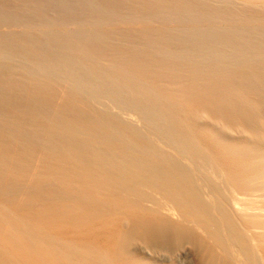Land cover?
I'll list each match as a JSON object with an SVG mask.
<instances>
[{"label": "bare ground", "instance_id": "bare-ground-1", "mask_svg": "<svg viewBox=\"0 0 264 264\" xmlns=\"http://www.w3.org/2000/svg\"><path fill=\"white\" fill-rule=\"evenodd\" d=\"M21 1H24L25 4V0H21ZM88 1L90 0H32L31 4L36 3L35 5H37V7L33 5L36 7L35 8L36 10H34L32 7L29 9V11L33 9L32 11H35V13L33 14L31 12L32 13L31 15L29 16L27 15L28 18L24 14L19 15L20 13L18 14L17 12H16L17 14L11 15L13 10L12 11L10 10L11 13L9 14L7 10L10 9L11 5H7L9 9L8 8L6 9L5 4L9 2L7 3L5 2L3 3L4 5L2 4L3 7L0 6L1 8H3V10H0V20L3 19L2 22L4 20L7 21L10 20L9 22L11 21L13 22L15 20L20 21L21 19V21H23L22 19H24L23 18L24 16L26 17L24 20L28 19L29 22L31 21L29 19H32L33 22L34 19L35 20L38 19V21L45 19L53 20L55 16L54 11L58 10V9L54 10V8L55 6L56 7L59 6V7H67L69 9V15L61 14L59 13L60 11H58L59 14L56 13V15H58L59 17L57 18L61 17L62 18L61 20L65 19L66 21L67 18H70V16H72L70 18V21L73 19L72 21H75L76 23L77 20L80 21L81 14H79L80 12H78V10L75 11L74 8L80 9L79 7H83L85 5L84 3ZM91 1L90 3H92ZM105 1H107L106 3L110 2L111 4L114 3L115 1L117 2V0H113L114 2H111L112 0L110 1L105 0ZM175 1L181 2V3L179 2L180 7L179 5H177V8L173 9V7L169 6L171 8L169 13L171 12V17H175L176 19L184 20L183 15L185 14L187 15L189 13L193 15L197 13L200 16L202 14L201 13L202 10L206 13L208 10V13H211L209 12L211 8L210 10L209 9L205 10L203 8V5L201 4H199V6H202V10L200 9L199 6L196 5L197 7H199L198 9L201 10L200 12L198 11V9L197 11L193 10V8L190 9L191 8L190 4L192 3H189L188 2L189 0H174L173 2L171 0L169 2L175 4L176 3ZM28 2L30 3V1L27 0L26 3L28 4ZM99 2H97L98 5L95 4L96 5L95 7L94 3L96 2L93 1V5H90L93 7L92 10L90 9V7H89L90 10L87 9L88 7L87 8L85 7V9L89 10L90 13L91 12L93 13L91 14L93 15L92 19L94 20L95 23L103 24L104 21L103 15H104V10L106 8L104 9L100 8L102 7V5H99ZM131 2L132 5L135 2H136L135 4L138 3L137 0L136 1L134 0V3L133 0H131ZM102 3L104 4L103 1ZM197 3H201V2L198 1ZM21 4L24 5L23 2ZM27 4L25 5L27 6ZM87 4L85 6H87ZM111 4L110 6L113 9V7H115L116 5L114 4L115 6H112L113 4L112 5ZM187 4H189V6H185ZM193 4L194 5L192 6L195 8L196 2ZM13 5L14 4H12L11 9L15 8L13 7ZM175 5L172 6H174L175 8L176 7ZM205 5L204 7L207 6ZM183 6L190 8L186 9V12L184 11L185 12L184 13L181 10ZM27 7H29V4ZM38 7H40V9H38ZM43 7H45L46 10L45 9L41 10ZM178 7L180 8L181 12L178 10L179 9ZM121 8L119 5L117 11L118 13H120L119 9ZM219 8L220 6L219 7L217 6L215 12L219 11L220 10ZM114 9L113 11H115ZM139 10L140 11L138 10L137 11L142 12L140 8ZM221 10L219 11V15L222 12ZM65 11L67 13V10ZM147 11L149 12V10ZM147 11L145 13H147ZM211 11L214 12V8H212ZM5 12H7L8 14H6ZM166 12L168 13V11H165V13ZM213 12L212 14H215ZM52 13H54L53 14L54 16L52 15ZM225 13L223 11L222 15L223 14L226 15L225 17L228 18L227 16L228 11L226 10ZM229 13L232 15V12ZM149 17L150 14L148 18ZM232 18L233 16L230 17L231 20ZM49 20L47 21L49 22ZM97 25L99 26V24ZM262 30H264V28L260 30L262 33L259 30L255 31V33L258 31L260 32L257 34L259 36L258 37L256 36L255 38L260 37V39L262 38L261 40L264 41L263 39L264 37H262L264 36V32ZM89 31L84 33L78 31L81 39H83L81 41H85L87 43L89 42V44H92L93 42L96 43V41H98V43L103 44L104 39L98 36L99 34L97 35V33H95L96 35H92L93 33ZM169 31L170 30H168V32L166 31L165 33H168L170 36L171 32L169 33ZM251 31L253 33V30ZM246 32L248 31L246 30ZM48 33L46 35H48ZM182 33L181 34L175 33L176 35L173 34L174 36H170V37L167 34H165L169 38L167 36L166 38H164L165 36H163L162 33L161 35L163 36V38L161 35L157 36V34L155 33L156 36H154L155 34L153 35V38L155 39H153L152 42L153 45L155 44L156 46L154 45V47H151L154 50L152 52V54L154 53L153 56L157 57L158 55L160 59L162 57L165 59L172 57L175 60H179L177 61V64L178 62H180V66L184 65L181 64V60L183 59L186 62L190 61L191 64H193L194 62V66L195 63L196 66L200 65L199 66L200 68H197L200 72L202 71V68L207 67L209 69V67L212 66L210 67L212 69L211 70L209 69L210 71L205 68L206 71L203 70L202 75H200L201 73L199 71H194V73L196 74V72H199L200 74H198V76L203 77L204 73L208 72L211 75H209L208 73L207 75L210 76L211 78V76H214V74L223 72L224 74L222 73L223 74V75L221 74L222 76L217 74V78L218 75L220 76L218 81L220 83V86L226 84L225 82H227L228 80V79H224L229 74L227 73L226 74L227 76L225 77V72H224L226 70L225 67L227 66L230 67L232 63L231 67L232 68L234 66L235 67L234 69H232L233 71L232 70L230 71H232V73L235 72L234 75H236L237 70L235 68L238 66L236 60L238 61V59H240L241 57H247L244 58L245 61L253 60L257 62L258 59L260 60L262 57L260 54H264L261 51L262 49H264L261 47L264 46L263 45L261 46L260 43H258V39H252L253 41L255 40V42L257 40L256 44L254 43L256 46H253V48H249L246 46L249 45L250 43V46L252 47L251 43H253V41L250 42L251 40H247V39H251L250 35L252 33L250 32H248L249 34L243 33L241 30L237 28V26L236 27L232 26V29H229L227 31L221 29L219 30L217 28L216 29L212 28L211 31L208 30V32L206 30L201 29L200 27L191 28L188 26ZM255 33H253L254 36ZM18 34H20V32ZM18 34L17 35L15 34L14 36L12 35V37L15 39L13 43L9 41L5 43L7 39L5 40V42L1 40L4 39L2 38V36L4 37V35L0 33V36L2 35L0 38V264H192L191 262L192 260L195 261V263L193 264H264V199L261 198V196H264L262 195L264 193L263 191L264 190V139L262 138L261 140L260 138V136H262L264 132V125L259 127L260 120L262 121V119L264 118L263 117L259 118L260 119V120L258 119L259 121L257 120V118L256 119L252 118L254 121L257 120L255 122L252 121V119L250 118V115L254 114L253 112L256 111L255 114L257 113L259 107L256 109L254 108V106H258L259 103L258 99L261 98L263 101L264 97L256 98L257 101H255L254 99L255 97L250 98V101L251 99L254 100L251 102L257 104V105L254 104L253 106L251 105L253 103H251L248 100V102H250L249 106H251V110L252 109L255 110V111L252 110V113H249L250 110L245 109L247 108L246 107L247 105L246 106L241 105L244 104L242 102H245V100L244 101L241 100L242 102H239L238 99L240 98L238 97H237L238 99L236 100L238 102H235L234 100L232 101L233 98L229 100L224 98L223 95L218 96L217 94H215L216 95L215 96L214 95L215 92L214 93L212 92L213 94L210 93L209 91L210 88L204 90V88L200 86L203 88L204 91H207L206 93L209 95L207 96L206 93L204 94L201 88L200 89L201 93L200 91L198 92L199 94H204L201 97L197 93V90H199L198 88L195 89L196 91L193 90L195 87H197V86L194 87L195 82L193 81L196 78H198L195 77L197 75L195 74H194L195 76L192 75L195 79H193L192 77V82L190 81L189 83L188 80L191 78V76L189 77L187 76L186 73H184L186 72L185 70H187L185 66L184 67L182 66L185 69L183 74H186L185 75L186 79L187 77L188 79L187 80L183 79V80L187 82L183 80L181 83L179 82L181 86L186 85L184 86V88L187 87L185 94H184L185 89L183 88V86L181 87L179 84H178L179 86L174 84L177 91H180L178 90L177 86L184 89V90L181 89V97L176 96V95H180V93H178L175 90L173 85L168 84L169 82H167L171 79L172 81L170 82H174L175 80H173V77L171 79L170 77L168 78L166 77L163 79L160 76L159 82L163 80L162 82H166L167 85L165 86V84L162 82L161 83L164 84L163 86L162 84L161 85L158 84L159 85L158 88L156 87L158 89L157 90L158 92L162 91V89H166V87L167 89L168 88L170 89L171 86L174 89L173 91L174 94L173 92L171 93L173 89L172 90L168 89L169 91L166 89L167 92H170L169 96L165 95L166 93H162L163 94L162 96L165 95V98L167 97V100H169L168 98H171L170 97L171 94L173 97L176 96L177 98L178 97L182 98V95H186L187 93H189L186 96H184L183 99L188 98L189 100V98L191 97L190 98V100H192L191 104H193L194 99L192 98V96H190L194 94L193 91L197 93L198 96H200L198 97L199 98L198 99L196 94L193 95V97H196L198 99V103L201 102L199 103V108H196L194 106L195 109H198V110L194 109L193 112L195 114L198 111L197 112L198 114L196 113L197 117L196 115H193L192 117L190 115L188 116H190L192 120L196 117V119H194L195 120L194 122H197V124L195 125V128L196 126L197 128L196 129L194 128V130L198 131V133L201 132V134H203V132L206 130L208 131L210 130V132L214 134V135L212 134L213 136L215 135L217 136V138L214 137L212 139L211 138L212 135H211L210 138L212 140H214L215 138L216 140L218 139V142L217 141L215 142V140L214 141L211 140L216 144L212 143V145H210V147L208 148L197 147V145L195 146L191 142L193 139L191 141L189 140L190 142L186 140L187 138L186 134H185L186 137L185 136L184 138L181 137L182 136L181 134H183L182 130L185 127H188L185 126L184 128H182V130L180 129L181 131L179 132L180 135L179 140L173 139V137L171 138L170 134H169L170 136L167 135L168 132H165V134L163 133L164 136L162 135L161 137L165 138L166 140L165 144H167L168 146V149L163 153L161 150H159L163 146L159 148L161 144H157L158 143L157 141L154 142H157L155 144L159 145L157 146L159 149L156 147V145L154 146V144L151 143L153 141L150 142L147 139H144L146 137L142 135L143 134L142 132H144V130L142 131V129H139L136 126L137 129H139L140 131V133H138L136 129L134 130V128L130 127L131 125L129 126L130 122L125 123V121L121 120L118 117V113L120 111L118 112V110L115 109L117 111L116 113L117 116H116L115 112L104 111V109L103 111H100L101 110L100 108L94 106V108L95 107L98 108V109L95 108L97 110L96 111L92 107L93 103L90 104V106L94 111H92L91 108H88L89 106L87 105L86 100L88 99L89 102L90 101L89 97L90 99L94 97L100 98L101 96L100 93L103 92L102 89L100 90V87L105 88L103 89L104 91L107 90L106 92L111 93V100L109 101L110 97L108 95L109 99H106V101L108 100L109 103L112 102L113 104H109V105L112 106L115 105L117 109L118 107H120L119 109L121 108L128 109L129 107L134 108L135 105L132 104L134 103V100L135 99L138 100L139 98L140 100H143L144 95L142 94L143 95V96L141 95L142 97L139 98L137 97L138 99L136 98V96H134L135 98L133 102H130V99H127L125 96L126 100L129 101L128 102L124 98H122V95L120 94L123 92L125 93L126 91H118V89H114L112 86L114 85V82L111 83L109 79L100 76H99L100 78L95 76L94 78L91 79V77L88 76L89 74L88 72H91V70H89L88 65H86L88 70L85 67L86 70L80 68L81 71H79L78 67H80L82 64L81 65L79 64L80 66L77 64L78 65L77 67L76 63L71 62L72 58L71 60L69 58L72 56V53L76 52V54L74 55L81 56L82 53H84L86 50L89 51L88 48H86L85 51L83 50V52L79 51L80 49L78 48L79 47L78 43L81 42L78 41L80 38L78 39V41H75L76 43L78 42L77 43L78 47H77L76 44L74 43L72 44V46H70V42L67 43L64 37L62 38L65 40L66 43L63 42V40L60 38L56 39L55 35L53 36V38L51 37L53 40H50L51 38L49 37L50 38V39L48 38L49 41L42 39L41 41H35L32 39L30 34H27L25 32L20 35ZM42 34H41V38L44 37L45 35L44 34L42 36ZM253 34L251 35L252 37ZM79 35L75 36L74 34L75 38L76 37L78 38ZM150 35L151 34H149V37L151 38ZM44 39H46V37ZM137 39L139 38L137 37ZM163 39H168L170 41L173 40L175 42L173 44L175 45L174 48L171 47L173 45L166 46L165 43H167V41ZM162 40L165 42H163ZM236 40L238 42L240 40H243V42L245 41L246 43L245 46L248 49L245 46H243V42L240 41V43H242L240 45V43H238ZM232 41H236V43L235 42L232 43ZM87 43H85L86 44L85 46L88 45ZM257 43L259 45H257ZM80 45L82 46L84 44L81 43ZM126 45L124 46L127 47ZM144 45H142V47L139 49L144 48L143 47ZM28 46L32 49L34 53H31L28 50L29 48L27 49ZM89 46L91 47V45ZM119 47L121 48V46ZM123 48H121V50ZM151 48L149 47L150 50ZM82 49L83 48H81V50ZM71 50L73 52L71 53V56H69L70 54L68 53V51ZM123 50L124 52H126L129 49L125 48ZM77 51H79V54L81 55L77 54L78 53ZM129 51H127L126 53L132 54V51L131 53ZM146 51L148 52V48ZM145 52L144 55L145 56L148 55L145 54ZM209 52L212 55H209ZM88 54L92 55L93 53L89 52ZM132 55L134 56L136 54L134 53ZM87 56L84 55L82 59L80 57L79 58L80 60H83ZM256 56L258 57L261 56V57L258 58ZM248 57H250V59H248ZM88 59L90 58L88 57ZM91 60H93V58H91ZM154 60L155 58L153 59V61ZM262 60L263 59H261V62L263 64ZM19 61L21 62V64ZM240 61L242 64L243 60ZM137 62L135 64H137ZM171 62H173V60H171ZM261 62H258V64L260 65ZM233 63L236 64L233 65ZM92 64H95V62H92ZM161 64H163V62H161ZM97 65L98 64H95V66ZM174 65L172 66L174 67ZM201 65H203L204 67L202 66L201 68ZM138 66L141 67L140 64ZM240 66H238L237 69ZM90 67L93 70L95 69V67L94 68H92V66ZM100 67L102 66L99 65L98 69H100ZM219 67H221L222 68L221 70L223 71L221 70L219 71L220 69ZM116 68L120 70L123 67L122 68L116 67ZM242 68L243 67H241L240 69ZM114 70L116 71V69ZM139 70L141 73L142 71L141 68ZM178 70L177 72H181V70L180 71ZM97 71L98 70H96V72ZM120 71L123 72L122 70ZM120 71L118 72L121 74ZM244 71L241 72V74L244 73ZM63 72H65L64 75L67 74L69 80L66 79L67 78L66 76L62 75ZM170 72L171 71L167 73ZM115 73L118 74L117 72ZM148 73L149 72H147V75ZM181 73L179 76H181ZM247 73L248 72L246 71V74ZM89 75L91 76V74ZM124 75L126 74L124 73ZM124 75L121 74L120 76H122V78L128 77ZM134 75L132 74V76ZM154 75H149L148 78H150L151 76L154 77ZM234 75L232 74V76ZM63 76L64 78L66 77L65 78L66 81L64 80L62 81V83L64 82L63 83L64 86L66 83L71 84L73 82V84H71L72 86H70L72 89L66 84L67 86L66 88L61 87L60 90H58V87H60L61 85L63 86V84L61 83ZM238 76L240 75L235 76L233 80L236 79L241 81L242 76H240V79L238 78ZM245 76L246 75L244 74V77ZM249 76L251 77L252 74L251 75L249 74L248 77ZM41 77L42 78L45 77L43 78L45 80H47L48 78V80L47 81L43 80L44 81L43 82L41 79H39ZM152 77L150 80L148 78L147 79L151 82L152 79L156 78V77L154 78ZM181 77L183 78V75ZM221 77L222 78L224 77L223 78L224 81L223 79L221 80ZM248 77L247 79L249 80H246V78H242L243 79L242 82L246 81L245 84L243 83L244 84L243 87L247 84V81L252 80V82L248 84L249 86L246 85L251 88L248 89L246 86L245 87L247 89V92H251L248 90H252L254 93V90L258 88V86H255L256 84L254 85L253 82L254 80ZM258 77L259 76L256 77V80L260 78ZM59 78L60 80L58 81ZM128 78H127L128 80H131L130 76ZM203 78L199 77V79H197L196 82L199 83L201 79L203 80ZM210 78H204V82L205 79H207L206 81H208L209 79V81L211 82L212 78L211 79ZM134 79L136 81V78H133V80ZM50 80L55 82L57 81V83L59 82L60 83V84L58 83L59 86H56L57 87L56 88L52 83L53 84L52 87ZM111 80L115 82L117 81L115 85L117 86L119 84L117 87L119 88L121 82L120 78H119L120 81L118 79L116 80V78H113ZM198 80L200 81L198 82ZM217 80L218 79L214 80V83L217 84L218 87H220L219 83L215 82ZM220 80L223 81L224 84H222ZM70 81L72 82L70 83ZM131 82L134 83V81ZM131 82L129 81V83ZM153 82L159 83L157 80L154 79V81H152L150 84L152 85ZM49 83L51 86H49ZM157 83L154 86H156ZM235 83H233V85L235 86L231 87V89H236L237 87V89L239 90V88H242L244 93L245 88H243L242 86L241 87L239 86L238 88L237 85L239 83L238 84ZM241 83L240 85H242ZM121 84L123 83L121 82ZM227 84L225 85L226 87H228L229 85L231 86V84L228 85ZM251 84H253L255 88L252 87ZM191 85L193 86V88L191 87ZM126 86H128L129 90H131L130 89L131 87H129V85ZM189 86L192 88V90L188 89L190 88ZM132 87H133L132 91H135L137 94L141 93L140 91L137 92V90H135L136 85L135 87L134 86ZM159 87L161 88L163 87V88L159 91ZM221 87L223 88V86ZM52 88L57 89L58 90L57 93H59V91L60 93L61 91H63L62 96L64 97V101L61 99L63 97H61L60 93L56 95L55 91L57 90H52ZM63 88H65V90H62ZM66 89L67 92H69V94L65 92ZM228 89L226 90V93L227 91L228 92L233 91L230 90V87ZM125 90H127V88ZM187 90L192 92V94H190V92H187ZM52 91L55 92V95L54 92L52 93L54 98L55 96L58 95H60L59 97H61L60 100L57 99L58 98L57 97L56 98L57 101L55 100L56 102H58L59 100L62 103L68 100L69 103L67 102V105L63 103L65 106H62L59 103H58L59 105H57V103L54 101L51 95ZM257 91L258 90L256 89L255 93ZM175 92L178 94H175ZM63 94L64 95L66 94V97L67 95L69 96L66 98ZM240 94H242V91ZM246 94L247 96H249L248 95L249 93ZM155 95L157 96V94ZM211 95L212 97L214 96L213 98L215 99V101L213 98H211ZM103 96H101L100 102L102 101ZM217 96L221 98L217 99ZM227 96H228L227 98H229L230 95ZM253 96H257V94H254ZM108 97L105 96L104 98H108ZM165 98L164 100H166ZM175 98H171L169 100V101L172 100L173 106L169 105L170 107H168V105L165 104L167 105L168 109L171 107L174 108L175 106L174 104L177 105L178 100L180 98L179 99L176 98L177 102L173 103L175 102L173 101L175 100ZM183 99H180V103L178 104L179 106L181 104V100L184 101ZM197 99H195V102ZM212 99L213 102L215 103L211 101ZM149 100L151 101V103L153 102L152 99L148 98V101ZM207 100L211 102L209 101L206 102ZM108 101L105 104L103 103V105L106 106ZM169 101H166V103H168ZM216 102L217 105L218 104L219 105L218 106L215 105V106L217 107L221 106L227 109L225 110L227 113L226 114L225 112H221L223 109L219 107L221 110L220 113H222L221 114L222 117H224L223 115L224 113L225 115L229 116V117L228 116L225 117L234 119V123L231 126L233 120L231 122V119H226L228 120V123L230 124L229 125L226 123L227 121L224 122L225 117L223 118L224 119L223 120L220 117V115L217 114L215 115V117L219 116L221 118L219 119V121L223 120V124L226 123L225 125H229V128L228 126L226 127L224 125L226 128L230 129L233 133L235 132L233 130L239 128V133H236L237 135L239 134L238 138L242 137L240 135L243 132H241L240 134V131H246L252 137L251 138L247 137L249 139H247L246 141H245L246 138L243 137L244 141L241 142L239 141V143H236L237 140L234 141L235 140V138H233L234 136L232 137L226 136L225 138V136H223L225 134L223 135L219 134L222 131L223 125L221 124L215 125L216 122L214 121H216V119H214L213 121L214 123L213 122L212 123L214 127L219 126L220 127L219 129L221 131L220 130L217 131L218 130L217 127H216L217 130L214 127L213 129L211 125V121L213 119L210 118V116H212L210 114L213 113L212 108L210 111L208 110L210 107L202 108V103L204 105V103L216 104ZM156 103L157 102H155V104ZM187 103L189 104V102ZM149 104L150 103L143 100L140 108L138 107L136 108L139 109L140 115H142L143 118L148 121L147 123H150L151 125L150 127L152 129H156L159 127L158 124H160L157 121L159 116V115L157 116V114H159V112L156 114V112H154V110L149 106ZM210 104L209 105L205 104V106L206 105L210 106ZM78 105H80L81 109L78 108L79 107ZM109 105L107 106L108 108H110ZM181 105H183V103ZM186 105L187 104L185 103L184 106ZM263 105L264 103L262 104V106L261 105L259 106L263 108L264 107ZM190 106L191 105L189 104V107ZM217 107L214 108L219 110V108ZM176 108H174L173 110L177 111ZM205 108L208 109L206 110ZM113 109L112 111H114ZM168 109L167 112L169 111ZM179 109H181L182 113L183 110L184 112L187 111L185 108L183 109V107H179ZM259 109H260L259 111H261V108ZM131 110L132 109H129V111ZM171 110L172 109H170V111ZM246 110L248 111L249 117L246 116L247 114ZM207 111L211 112L208 115L210 119H207L206 118L207 116H205L204 120L205 118L207 120H211L210 123L207 121L211 125V127L209 128L207 127L208 125L206 126L207 122L202 120L203 115L209 113ZM261 113L264 116V112ZM123 114H121V116ZM190 114H192V112ZM160 115H162L163 117V114L160 113ZM165 115H167V113ZM242 115L244 116L242 117ZM180 116H182V114ZM188 116L186 118L187 120H190V118L188 119ZM168 117H170V114L167 116L166 120L168 119ZM174 117H176L175 118L176 120L177 116L174 115L173 118ZM212 117L215 118L214 116ZM171 118L172 115L170 119ZM236 118H238L239 121L235 120ZM235 121L238 122L235 123ZM204 122L206 124H204ZM173 123L175 124V121ZM167 125H168L167 127L169 128V126L171 125L170 122L169 124L167 123ZM189 125H191L190 122ZM192 125L194 126V124ZM192 125L191 127H193ZM164 126L165 125H163V127ZM180 126L177 127L180 128ZM158 129H159L158 131L161 132L162 130V132H164L163 129L161 128ZM228 129L227 131H229ZM99 130H101V132ZM189 130L192 132L191 128L190 129L188 128L185 132L187 133ZM178 131H176L177 134ZM231 131H229V133ZM236 131L238 132V130ZM172 132L176 134L174 128ZM210 132L208 133L210 134ZM147 133L144 134L147 135ZM151 133H153L154 135V131H152ZM222 133H227V132L223 131ZM157 135L158 134L155 133L154 137ZM218 136L219 137L221 136L223 140L221 139V137L219 138ZM148 137L150 138L149 135ZM193 137H194V133H193ZM191 138L192 137H189L188 139ZM220 140L223 141L224 143H221ZM164 142L165 141H163V143ZM196 142L197 141L195 140V143ZM178 156L181 157L179 158ZM150 157L161 160V163H164L166 166H164V164H162L164 167L161 166V163L160 166L158 163H156L158 165L153 164L152 160H150L151 159ZM210 160L212 161L214 160L217 163V166L220 169L222 168L223 170L221 171L222 173L219 172L217 173L216 170L211 171L212 170L211 168H213L214 166L211 168L209 167L211 169L210 175L208 173L209 171L208 172L204 171L205 169L203 166H206V164L210 162ZM156 161L158 160H155L154 162ZM184 162H187V165H184L183 164ZM216 163H213V165H215ZM207 166L209 165L207 164ZM202 167L204 170L201 169ZM218 167L216 169H218ZM209 168H207V170ZM205 172L208 174H205ZM260 190L262 191V193L258 192Z\"/></svg>", "mask_w": 264, "mask_h": 264}, {"label": "rangeland", "instance_id": "rangeland-1", "mask_svg": "<svg viewBox=\"0 0 264 264\" xmlns=\"http://www.w3.org/2000/svg\"><path fill=\"white\" fill-rule=\"evenodd\" d=\"M19 1H21V0H19ZM18 0H0V6L1 7H3V3H7V2H9V3H7V4H5L6 5V9L8 8V6L7 5H11V7H12V4H14L13 5V7H15L14 9L12 8L11 9V7H10V9L9 10H7V12L10 14L11 13V11H12V13H11V15H14V14H19V15H21V14H24L25 16H29V15H31L32 13L34 14L35 13V11H32L33 9L34 10H36L35 8L37 7V5H35V4H31V2H32V0H28V1H30V3L28 2V4H29V7H27L28 6V4L26 3V1L27 0H25V4H27V6L24 4V1H21V2H19ZM91 1V0H90ZM90 1H88V2H86V3H84L85 5L87 4V6H85L84 4V6L83 7H79L80 9H77V8H74L75 9V11H77L78 10V12H80L79 14H81V19H80V21L79 20H77L76 21V23H75V21H70V18L72 17V16H70V18H67V20L65 21V19H63V20H61L62 18L60 17V18H57V17H59L58 15H56V13L57 14H59V13H61V14H64V15H69V9L67 8V7H59V6H55V8H54V10H56V9H58V10H56V11H54V13H52V15L54 16V18H53V20L52 19H45V20H41V21H38V19H34V22L32 21V19H29V20H31L30 22L28 21V19H26V20H24L26 17L24 16L23 18L24 19H22L23 21H21V19H20V21H17V20H15V21H11V22H9V21H7V20H4V21H6V22H2V20H0V33L2 34V35H4V37L2 36V38H4V39H1V40H3L4 42H5V40L7 39V41L5 42V43H7L8 41L9 42H11V43H13V41L15 40L13 37H12V35L14 36L15 34L17 35L19 32H20V34H23L24 32L25 33H27V34H30L31 35V37H32V39L33 40H35V41H41V39L42 40H48L49 41V39L52 37L53 38V36L55 35V37H56V39L57 38H60V39H62L63 40V42H65V40L64 39H66V42L68 43V42H70V46H72V44L74 43V44H76V46H77V43L78 42H81L82 44H84V45H80L81 43H78V48L80 49H77V50H79V51H82L83 52V50L85 51L86 50V48H88V50L89 51H85L84 53H82V55L84 56H87V57H85L84 59H87V60H80V58L82 59V55L81 54H79V51H77L78 53L77 54H79V55H81V56H77V55H74V54H76V52L75 53H72L73 51L71 50V51H68V53L70 54L69 56H71V53H72V56L69 58L70 60H71V58H72V60H71V62H74V63H76V65L78 64H82L80 67H78V65H77V67L79 68L78 70L79 71H81V69H83V70H86V65H88V67H89V70H91V72H88L89 74H91V76L88 74V76L89 77H91V79L92 78H94L95 76H97V77H104V78H106V79H109V81H111V83H113L114 82V85H115V83L117 82H115V81H113V80H111V79H113V78H116V80L118 79L119 80V78H120V80H121V82L123 83V84H121V82H120V86H119V88H120V90H119V88H117L118 87V85L115 87L114 85H112L113 86V88L114 89H118V91H126L125 93L123 92V93H120L121 95H122V98H124L125 100H126V98L127 99H130V102H133V100H134V96H136V98L138 97H142L143 95V100H145V101H147L148 103H150L149 104V106L154 110V112H156V114L159 112V114H157V116H158V122L160 123V124H158V128H161V129H163L164 130V132H162V130H161V132L160 131H158L159 129L158 128H156V129H152L150 126V123H147L148 121L147 120H145L144 118H143V116L142 115H140V112H139V109L138 108H140V106L142 105V101L143 100H140V98L138 99V100H134V103H132V104H134L135 105V107L134 108H131V107H129L128 109L126 108V109H119L120 107H118V109H117V107L114 105V106H112V105H109V104H113L112 102L111 103H109V101L111 100V93H108V92H106V91H104L103 89H105V88H101L100 87V90L102 89V93H100L101 94V96H103V98L106 96V97H108V95H109V97H110V99H109V97L108 98H104V100H103V98H102V101L100 102V100H101V96H100V98H91L90 99V97H89V102H88V99L86 100V102H87V105L89 106L88 108H91V110L92 111H94L93 109H95L96 107H98V108H100L99 110L100 111H103V109H104V111H111V112H115V114L117 113V111L116 110H118V112L120 113H118V117L121 119V120H123V121H125V123L126 122H130L129 123V126L130 127H132V128H134V130L136 129V131H138V133H140V131H139V129H142V131L144 130V132H142L143 134V136L145 137L144 139H147L148 141H153V142H151L152 144H154V146L156 145L155 143H157V144H161L160 146L159 145H156V147L157 146H159V148L161 147V146H163V147H161L159 150H161L163 153L168 149V146H167V144H165L166 143V140H165V138H163V137H161L162 135H163V133L165 134V132H168L167 133V135H169L171 138L173 137V139H177V140H179V137H180V135H179V132L182 130V128H184L185 126H188V127H185L182 131V133L183 134H181L182 136V138H184V136H185V134H186V136H187V138H186V140H192L191 142L196 146L197 145V147H206V148H208V147H210V145H212V143L213 144H216V143H214V142H212V141H214L215 140V142L217 141L218 142V139L216 140V138H217V136L215 135V136H213L214 134L212 133V132H210V130L208 131V130H206V131H204L203 132V134H201V132H199L198 133V131H196V130H194V128H195V125L197 124V122H194L195 120L194 119H196V117H197V114L195 113H193L194 112V109H195V107L196 108H199V103H201V102H199L198 103V97H202V95H204L207 91H204V90H206V89H209V91H210V93L211 94H213L214 92V95L215 94H217L218 96L219 95H223V97L224 98H226V99H229V100H231L232 98V101L234 100L235 102H238V101H236L238 98H240V99H238L239 100V102H242V101H244L245 100V102H242V103H244V104H241L242 106H246L247 108H245V109H248V110H250V112L249 113H252V110H254V109H252L251 110V106H249V103L251 102V101H254L253 99H251V101H250V98H254L255 99V101H257L256 100V98H258V97H264V58H262V57H264V54H260L261 56V59H263L262 61H263V64H262V62H261V59L259 60L258 58H260V57H258V56H256V57H258L257 59H258V61L257 62H255V61H253V60H251V61H253L254 62V64H253V62H251V61H245V59L244 58H247V57H241L240 59H238V61L236 60V62H237V64H238V66H240V64H241V61L240 60H243L244 61V64H243V61H242V64H241V66L237 69V67L235 68L236 70H237V72H236V75H234V73H232V69H234V67L232 68L231 66H232V63H231V65H230V63H229V65H230V67L229 66H227V67H225V77L227 76L226 74L227 73H229L228 74V78L226 77V78H224V79H228L227 80V82H225L226 84L228 83V82H230V83H228V84H231V86L229 85L228 87H226L225 85L226 84H224L223 83V81H224V79L221 77V80L223 79V81H221L220 80V82L222 83V84H224V85H221V86H223V88L220 86V83L218 82L219 81V75H221L223 72H221V73H217V74H219L218 75V78H217V74H214V76H216V77H214V76H211V78L212 77H214V78H212V81L210 82L209 81V79H208V81H206L207 79H205V82H204V78H210V76H208L207 75V73H204V78L202 77V76H198V74H200V75H202V72H203V70H205L206 71V69L207 70H211L212 68H210V67H212V66H210L209 67V69L207 68V67H204L203 65H201V68H202V66L204 67V68H202V71L200 72L197 68H200L198 65L196 66V63H195V66H194V62H193V64H191V62L189 61V62H186L184 59L183 60H181V64H184V65H181L180 66V62H178V64H177V61H179V60H175V59H173L172 57L171 58H161L160 59V57H158V55H157V57L155 56H153L154 55V53L152 54V52L154 51L151 47H154V45H153V39H155V38H153V35L156 33L157 34V36L158 35H161V33H162V35L163 36H165L164 38H166V36L168 35L169 36V34L168 33H165L166 31L168 32V30H170L169 31V33L171 32V34H170V36H174L173 34H181L182 32H184V30L189 26V27H191V28H196V27H200L201 29H203V30H206L207 32H208V30L209 31H211V29L213 28V29H221V30H224V31H227V30H229V29H232V26H234V27H236L237 26V28L239 29V30H241L243 33H248V32H250V33H252V31L251 30H253V33H255V31H257V30H261V29H263L264 28V5H262V4H264V0H191V1H193V2H191L190 0L188 1L189 3H192V4H190V7H185V6H189V4H187V5H185V6H183V8L181 9L182 10V12H186V9H192L193 8V10H196L197 11V9L200 7V9L202 10V6H199V4H201V5H203V8L206 10V9H209L210 10V8H211V10H212V8H214V12L213 11H209V12H211V13H208V10H207V13L206 12H204L203 10V12L201 11V10H199L198 9V11L200 12L201 11V13H199V14H201L200 16L196 13V14H185V15H183L184 16V20H181V19H176L175 17H171V12L169 13V11H170V7H173V9H176L177 8V5H179V7H180V1H175L174 3L176 4H172L171 2H169V1H171V0H152V1H150V0H147V2H149V3H147L146 2V0H137V4H135L134 3V0H133V5H132V2H131V0H117V2H116V4H115V2L112 0L111 2H114V3H106L107 1H105V0H93L94 2H96V3H94V5L96 4V5H98V3L97 2H99V5H102V7H100V6H97V7H100V8H106L105 10H104V15H103V18H104V21H103V24L102 23H95L94 22V20L92 19L93 18V13L91 14L90 13V9L92 10L93 9V7L92 6H90V5H93V1H91L92 3H90ZM102 1L104 2V4L102 3ZM110 1V0H109ZM136 1V0H135ZM174 0H172V2H173ZM198 1H200L201 3H197ZM215 1V2H214ZM236 1H237V3H236ZM247 1H249V2H247ZM260 1H261V3H260ZM263 1V2H262ZM18 2V3H17ZM23 2V4L24 5H22L21 3ZM120 2V3H119ZM142 3V5H141V3ZM164 2V3H163ZM167 2V3H166ZM180 2V3H179ZM196 2V4H195V8L192 6V5H194L193 3H195ZM230 2V3H229ZM235 2V3H234ZM239 2V3H238ZM17 3V4H16ZM144 3V4H143ZM162 3V4H161ZM177 3H179V4H177ZM215 3H216V5H215ZM227 3V4H226ZM229 3V4H228ZM233 3V4H232ZM255 3V4H254ZM3 4V5H2ZM107 4V5H106ZM110 4L112 5V6H115V7H113V9L115 10V11H113V9H112V7L110 6ZM115 4V5H114ZM157 4V5H156ZM161 4V5H160ZM170 4H172V5H175L176 7L174 8V6H172V5H170ZM207 6H206V5ZM232 4V5H231ZM246 4V5H245ZM17 5V6H16ZM32 5V6H31ZM33 5H35V6H33ZM81 5V4H80ZM80 5H78V6H80ZM89 5V6H88ZM96 5H95V7H96ZM120 5V8L121 9H119L120 11V13H118L117 11H118V6ZM152 5H154V6H152ZM159 5V6H158ZM199 6V7H197V6ZM204 5L206 6V7H204ZM208 5H210V6H208ZM212 5V6H211ZM229 5V6H228ZM238 5H240V6H238ZM245 7H244V6ZM26 6V7H25ZM82 6V5H81ZM105 6H107V7H105ZM140 6V7H139ZM143 6V7H142ZM145 6V7H144ZM149 6V7H148ZM161 6V7H160ZM170 6V7H169ZM182 6V5H181ZM218 6H220V10L223 12L224 11V13L226 12V10L228 11V13H227V16H228V18L227 17H225L226 15H222V12L220 13V15H219V11H216L215 12V10H216V7ZM224 6V7H223ZM252 6V7H251ZM0 7V10H3V8H1ZM33 8L32 10H30L29 11V9L30 8ZM41 7V6H40ZM40 7H38V9H40ZM85 7L87 8V9H89V7H90V9L89 10H87V9H85ZM92 7V8H91ZM155 7V8H154ZM166 7V8H165ZM178 7V8H179ZM185 7V8H184ZM248 7V8H247ZM62 9V10H60V9ZM66 8V9H65ZM117 8V9H116ZM139 8L141 9V11L142 12H144L145 10L147 11V10H149V12L147 11V13H145V15H144V13H142V12H138V11H140L139 10ZM144 8V9H143ZM155 10H154V9ZM18 10V11H16V10ZM43 9H45L46 10V8L45 7H43L41 10H43ZM102 9V10H103ZM123 9H125V10H123ZM130 9H131V11H130ZM135 9V10H134ZM144 11H143V10ZM166 9V10H165ZM255 9V10H254ZM4 10H5V8H4ZM11 10V11H10ZM14 10H15V12H14ZM20 10V11H19ZM40 10V11H41ZM65 10H67V13H66V11ZM70 10H72V9H70ZM81 10V11H80ZM85 10V11H84ZM109 10V11H108ZM112 10V11H111ZM138 10V11H137ZM168 11V13L166 12L165 13V11ZM180 12H181V10H180V8L178 9ZM218 10V9H217ZM259 10V11H258ZM10 11V12H9ZM21 11H22V13H21ZM58 11H60L59 13H58ZM128 11V12H127ZM152 11V12H151ZM163 11V12H162ZM172 11H174V10H172ZM176 11V10H175ZM189 11V10H188ZM187 11V12H188ZM192 11V10H191ZM7 12H5L6 14H8ZM14 12V13H13ZM17 12V13H16ZM32 12V13H31ZM65 12V13H64ZM126 12V13H125ZM184 12V13H185ZM212 12L213 13H217L216 15L215 14H212ZM229 12H232V15L229 13ZM252 12V13H251ZM256 12V13H255ZM86 13V14H85ZM154 13V14H153ZM157 13V14H156ZM163 13V14H162ZM238 13V14H237ZM130 16H129V15ZM141 14V15H140ZM143 14V15H142ZM147 14V15H146ZM149 14H150V17L148 18V16H149ZM204 14V15H203ZM226 14V13H225ZM230 15V17L231 16H233V18H232V20L230 19V17H229V15ZM253 14V15H252ZM256 14H257V16H256ZM84 15V16H83ZM90 15V16H89ZM127 15V16H126ZM133 15V16H132ZM163 15H165V16H163ZM212 15V16H211ZM214 15V16H213ZM219 15V16H218ZM28 16H27V18H28ZM34 16V15H33ZM114 18H113V17ZM169 16V17H168ZM186 16V17H185ZM221 16V17H220ZM254 16V17H253ZM256 16V17H255ZM83 17V18H82ZM86 17V18H85ZM91 17V18H90ZM136 17V18H135ZM153 17V18H152ZM197 17V18H196ZM200 17V18H199ZM207 17V18H206ZM260 17V18H259ZM63 18H65V17H63ZM90 18V19H89ZM116 18H118V19H116ZM141 18V19H140ZM226 18V19H225ZM58 19V20H57ZM84 19V20H83ZM89 19V20H88ZM91 19H92V21H91ZM107 19H109V20H107ZM155 19V20H154ZM244 19V20H243ZM261 21H260V20ZM40 20V19H39ZM47 20H49V22L47 21ZM57 20V21H56ZM61 20V21H60ZM82 20V21H81ZM114 20V21H113ZM176 20V21H175ZM196 20V21H195ZM257 20V21H256ZM36 21V22H35ZM45 21V22H44ZM63 21V22H62ZM137 21V22H136ZM161 21V22H160ZM168 21V22H167ZM195 21V22H194ZM255 21V22H254ZM9 22V23H8ZM15 22V23H14ZM39 22V23H38ZM78 22H80V23H78ZM108 22H109V24H108ZM116 22V23H115ZM212 22V23H211ZM11 23V24H10ZM66 25H65V24ZM115 23V24H114ZM171 23V24H170ZM232 23V24H231ZM237 23V24H236ZM248 23V24H247ZM39 24V25H38ZM60 24V25H59ZM73 24V25H72ZM81 24V25H80ZM93 24V25H92ZM97 24H99V26L97 25ZM214 24V25H213ZM222 24V25H221ZM118 25V26H117ZM136 25V26H135ZM216 25V26H215ZM228 25V26H227ZM7 26V27H6ZM96 26V27H95ZM106 26V27H105ZM109 26V27H108ZM155 26V27H154ZM187 26V27H186ZM193 26V27H192ZM42 27V28H41ZM49 29H48V28ZM85 27V28H84ZM112 27H113V29H112ZM159 27H161V28H159ZM212 27V28H211ZM239 27H241V28H239ZM254 27V28H253ZM263 27V28H262ZM90 28V29H89ZM260 28V29H259ZM13 29V30H12ZM64 29V30H63ZM86 29V30H85ZM139 29H141V30H139ZM143 29V30H142ZM150 29V30H149ZM157 29V30H156ZM159 29V30H158ZM243 29V30H242ZM249 29V30H248ZM22 30H23V32H22ZM48 30V31H47ZM58 30V31H57ZM89 30H91V31H89V32H91V33H93L92 35H96L95 33H97V35L98 36H100L102 39H104V42H106V43H104L103 42V44H101V43H98V41H96V43L95 42H93L92 44H89V42L87 43V42H85V41H81V40H83V39H81V37H80V35H79V33H78V31H81V33L83 32H88ZM138 32H137V31ZM166 30V31H165ZM246 30L248 31V32H246ZM33 31H35V32H33ZM53 31V32H52ZM94 31V32H93ZM96 31V32H95ZM133 31V32H132ZM144 33H143V32ZM150 31V32H149ZM161 32V33H159V32ZM175 32V33H173V32ZM177 31V32H176ZM182 31V32H181ZM256 32L255 33V36H254V34H253V37L250 35V37H251V39H247V40H251L250 42H252L253 40L252 39H258V43H260V45L262 46H264V43H262V42H264L263 40H261L260 39V37L259 38H255L256 36L258 37L259 35H257L258 33H260V32ZM263 32H264V30H262ZM49 32V33H48ZM55 32V33H54ZM73 34H71V33ZM77 32V33H76ZM119 34H118V33ZM155 32V33H154ZM4 33V34H3ZM6 33V34H5ZM9 33H10V35H9ZM43 33V34H42ZM48 33V35H46ZM133 33V34H132ZM262 33V32H261ZM20 34H18V35H20ZM41 34H42V36L44 35V37H42L41 38ZM74 34H75V36H78L79 35V37L77 38H75V36H74ZM78 34V35H77ZM132 34V35H131ZM137 34H139L140 36H141V38H140V36L139 35H137ZM145 34H146V36H145ZM149 34H151L150 36H151V38L149 37ZM156 34L154 35V36H156ZM165 34H167V35H165ZM175 34V35H176ZM183 34V33H182ZM249 34V33H248ZM247 34V35H248ZM7 35V36H6ZM10 36V38H9V36ZM50 35V36H49ZM63 35V36H62ZM67 35V36H66ZM69 35V36H68ZM136 35H137V37L139 38V39H137V37H136ZM161 35V36H162ZM1 36H0V38H1ZM48 36V37H47ZM74 36V37H73ZM105 36V37H104ZM108 36V37H107ZM148 36V37H147ZM163 36H162V38H163ZM167 36V37H168ZM169 36V37H170ZM46 37V39H44ZM50 37V38H49ZM55 37H54V39H55ZM62 37H64V39L62 38ZM67 37V38H66ZM72 37V38H71ZM130 37V38H129ZM136 37V38H135ZM143 37V38H142ZM168 37V38H169ZM249 37V36H248ZM249 37V38H250ZM262 37H264V36H262ZM49 38V39H48ZM50 39V40H53V39ZM74 38V39H73ZM80 38V39H79ZM125 38V39H124ZM59 39V40H60ZM77 39V40H76ZM78 39H79V41H78ZM110 39V40H109ZM124 39V40H123ZM260 39V40H259ZM264 39V38H263ZM12 40V41H11ZM107 40V41H106ZM128 40V41H127ZM148 42H147V41ZM163 40H165V41H167V43H165L166 44V46L167 45H173L175 42L173 41V40H168V39H163ZM162 40V41H163ZM244 40V39H243ZM243 40H240L241 42H243ZM73 41V42H72ZM75 41H78L77 43L75 42ZM121 41V42H120ZM139 41V42H138ZM144 41V42H143ZM165 41H163V42H165ZM237 41V40H236ZM236 41H232V43L233 42H235L236 43ZM240 41L238 42V43H240ZM259 41H261V42H259ZM65 42V43H66ZM100 42V41H99ZM138 44H136V43ZM147 42V43H146ZM162 42V43H163ZM256 42H257V40H256ZM256 42H255V40L253 41V43H251V45H252V47L250 46V43H249V45H246V43H245V41L243 42V46H247V47H249V48H253V46H256L255 44H256ZM11 43H9V44H11ZM85 43H87L88 45L87 46H85L86 44ZM98 43V44H97ZM130 43V44H129ZM150 45H149V44ZM172 43V44H171ZM201 43V42H200ZM199 43V44H200ZM255 43V44H254ZM257 43V45H259ZM26 44V43H25ZM97 44V45H96ZM119 44H121V45H119ZM123 44V45H122ZM127 44V45H126ZM145 44V45H144ZM148 44V45H147ZM152 44V45H151ZM164 44V43H163ZM242 43H240V45H241ZM254 44V45H253ZM89 45H91V47L89 46ZM95 45V46H94ZM124 45H126L127 47H125ZM135 45V46H134ZM139 45H140V47H139ZM142 45H144L143 47L145 48H142V49H139V48H141L142 47ZM158 45V44H157ZM236 45V44H235ZM239 45V44H238ZM239 45V46H240ZM27 46V45H26ZM75 46V45H74ZM75 46V47H76ZM97 46H99V47H97ZM117 46V47H116ZM119 46H121V48H123V49H125V48H127V49H129V50H127V51H129L130 53H131V51H132V54H136V55H132V54H128V53H126V52H124V50L122 49L121 50V48L119 47ZM138 46V47H137ZM156 46V45H155ZM174 46L175 45H173V46H171V47H173L174 48ZM242 46V47H243ZM245 46V47H246ZM261 46H259V47H261ZM96 47H97V49H96ZM133 47V48H132ZM136 47V48H135ZM149 47L151 48V50L149 49ZM202 47H204V46H202ZM246 47V48H247ZM29 48V49H28ZM71 48V47H70ZM81 48H83L82 50H81ZM147 48H148V52L146 51L147 50ZM261 48H264V47H261ZM27 49L31 52V53H34L33 51H32V49L28 46L27 47ZM76 49V48H75ZM102 49V50H101ZM144 49V50H143ZM248 49V48H247ZM121 50V51H120ZM134 50V51H133ZM136 50V51H135ZM263 50L264 49H262L261 51H262V53H264L263 52ZM146 51V52H145ZM151 51V52H150ZM89 52H92L93 54V57H92V55L91 54H88ZM116 52H118V53H116ZM121 54H120V53ZM122 52H123V54H122ZM144 52H145V54H148V55H144ZM125 53V54H124ZM96 54V55H95ZM142 54V55H141ZM90 55H91V57H90ZM120 55V56H119ZM129 57H128V56ZM132 55V56H131ZM151 55V56H150ZM208 55V54H207ZM209 55H212L210 52H209ZM95 56V57H94ZM100 56V57H99ZM136 56V57H135ZM149 56H150V58H149ZM40 57V56H39ZM74 57V58H73ZM80 57V58H79ZM88 57L90 58V59H88ZM132 57V58H131ZM76 58V59H75ZM91 58H93V60H91ZM115 58V59H114ZM118 58V59H117ZM137 58H140V59H137ZM142 58V59H141ZM155 58V60L153 61V59ZM68 59V60H69ZM122 59V60H121ZM131 59H132V61H131ZM152 59V60H151ZM157 59V60H156ZM164 59H165V61H164ZM169 59H171V60H173V62H171V60H169ZM214 59V58H213ZM248 59H250V57H248ZM252 59H253V57H252ZM76 60V61H75ZM97 60V61H96ZM99 60V61H98ZM140 60H141V62H142V60H143V62H144V64H143V62H142V64H141V62H140ZM146 60V61H145ZM161 60H163V61H161ZM255 60V59H254ZM81 61V62H80ZM83 61H85L86 62V64H85V62H83ZM120 61V62H119ZM123 61V62H122ZM137 61H139V62H137ZM151 61V62H150ZM159 61V62H158ZM170 61V62H169ZM185 62V63H183V62ZM240 61V62H239ZM20 62V61H19ZM19 62H18V64H19ZM92 62H95V64H98L97 66H95V64H92ZM115 62H116V64H115ZM118 62H119V64H118ZM132 62H133V64H132ZM137 62V64H135ZM148 62H149V64H148ZM161 62H163V64H161ZM258 62H261V64L259 65L258 64ZM130 63V64H129ZM20 64H21V62H20ZM132 64V65H131ZM140 64V66L141 67H139L138 65ZM156 66H154V65ZM161 64V65H160ZM169 64V65H168ZM170 64H172V65H174V67L172 66V65H170ZM177 64V65H176ZM234 64H236V63H233V65ZM251 64V65H250ZM253 64V65H252ZM256 64V65H255ZM83 65H85V66H83ZM99 65L100 66H102V67H100V69H98L99 68ZM119 65V66H118ZM131 65V66H130ZM150 65V66H149ZM244 65V66H243ZM90 66H92V68H94L95 67V69L96 70H98L97 72H96V70L94 69H91V67ZM135 68H133V67ZM138 66V67H137ZM147 66V67H146ZM158 66V67H157ZM160 66V67H159ZM185 66V68L187 69V70H185L183 67ZM188 66V67H187ZM83 67V68H82ZM86 67V68H85ZM116 67H123L122 69H120V70H122L126 75H124V73L123 72H121L120 70H118ZM162 67V68H161ZM166 67V68H165ZM173 67V68H172ZM194 67V68H193ZM241 67H243L242 69H240ZM244 67H246V68H244ZM65 68V67H64ZM81 68V69H80ZM141 68V73H140V69ZM175 68V69H174ZM177 68V69H176ZM178 68H179V70H178ZM183 70H182V69ZM191 68V69H190ZM206 68V69H205ZM214 68V67H213ZM220 69H219V71L223 68V66H222V68L221 67H219ZM259 68V69H258ZM67 69V68H66ZM114 69H116V71L114 70ZM169 71H171L170 73L172 74H170V73H167V72H169ZM244 69H245V71H244ZM249 69H251V70H249ZM256 69V70H255ZM82 70V71H83ZM87 70H88V68H87ZM110 70V71H109ZM135 72H134V71ZM152 70H154V71H152ZM164 70V71H163ZM174 70H176V71H174ZM177 70L178 71H180L181 70V72H177ZM184 70L186 71V72H184ZM190 70V71H189ZM201 70V69H200ZM209 70V71H210ZM230 70H232V71H230ZM240 72H239V71ZM254 72H253V71ZM258 70V71H257ZM260 70V71H259ZM95 71V72H94ZM118 71H120L121 72V74L122 75H124V76H130V78H131V80H128L126 77H124V78H122V76H120L121 74L118 72ZM130 71V72H129ZM144 71V72H143ZM159 71H160V74H159ZM166 71V72H165ZM173 71V72H172ZM194 71H199V72H196V74L194 73ZM204 71V72H205ZM221 71H223V70H221ZM244 71V73H242L241 74V72H243ZM246 71L251 75L252 74V76L250 77H248V73L246 74ZM251 73H250V72ZM257 71V72H256ZM84 72V71H83ZM115 72H117L118 74H116ZM129 72V73H128ZM133 72V73H132ZM137 72V73H136ZM147 72H149L148 73V75H147ZM152 72V73H151ZM157 72V73H156ZM183 72L184 73H186L187 74V76H191V80L189 79L188 81H189V83H190V81L192 82V75H197V76H195V77H198V78H194L193 77V79H195V80H193L195 83V85L194 84H192V85H194V87L195 86H197V87H195L193 90L194 91H196L195 89L196 88H198L199 90H197V93L200 91V93H201V88L203 87L204 88V90H203V88H202V90H203V92H204V94H199L200 96H198L197 95V93H195L194 91H193V95H195L196 94V96H197V98L196 97H193V95H190V96H192V98L194 99L193 101V104H191V101L192 100H190V96H188V97H190L189 98V100H188V98H184L183 99V97L184 96H186L187 94H189V93H187L186 95H182V98H180L181 97V89H183L184 88V86H186V85H182L183 86V88H181L182 86H181V84H179V82L181 83L182 82V80L183 79H185V80H187L188 79V77H187V79H186V74H183ZM191 72V73H190ZM239 72V73H238ZM255 73V74H253V73ZM64 73L65 72H63L62 73V75H64ZM93 73V74H92ZM115 75H113V74ZM136 73V74H135ZM140 73V74H139ZM155 75H154V74ZM180 73H181V76L183 75V78L181 77V76H179L180 75ZM188 73H190V74H188ZM261 73V74H260ZM132 74L134 75V76H132ZM139 74V75H138ZM144 74H146V75H144ZM205 74H206V77H205ZM209 74V73H208ZM224 74V73H223ZM222 74V75H223ZM232 74L234 75V76H232ZM244 74L246 75L245 77H244ZM256 74H257V76H259L258 78L259 79H257L256 80ZM111 75V76H110ZM142 77H141V76ZM149 75H154V77H156V78H154V77H152V78H154L155 80H157L158 82L160 81V79H159V77L161 76V78H168V77H170V79L173 77V80H175V81H178V82H170V81H172V79L171 80H169V81H167V82H169L168 84H171V85H173L174 86V84H176V85H180L181 87H178L177 86V88H178V90H180V91H177V89H176V87L174 86V88H175V90L178 92V93H180V95H176V96H180V97H176L175 95V97L177 98V99H183L184 101H182L181 100V104L183 103V105H181L180 104V106L178 105L179 103H180V99L178 100V103H177V105L176 104H174L175 106H174V108H176L177 109V111H174L173 109L174 108H169L168 109V107H170L169 105H172L173 106V104H172V100L171 101H169L171 98H175V97H173L172 96V94H171V98H168L169 100H167V97L165 98V95H167V96H169V94H170V92H167V90L169 89H167V87H166V89H162L161 87H159V91L162 89V91H160V92H158L157 90V88H158V86L159 85H161L162 83H164L165 84V86L167 85L166 84V82H162L163 80H161V82H159V83H157V85L156 86H154L156 83H154L153 82V84L151 85L150 83L152 82V81H154V79H152L151 80V82L149 81L150 79H151V77L150 78H148V76ZM159 75V76H158ZM174 75V76H173ZM209 75H211V74H209ZM221 75V76H222ZM237 75H240V76H242L241 77V81H239V80H233L234 78H235V76H237ZM255 75V76H254ZM64 76H66L65 78L67 79V80H69L68 79V76H67V74H65ZM64 76H63V78H62V80H61V83H62V81L64 80V81H66V79L64 78ZM112 76H114V77H112ZM140 76V77H139ZM147 76V77H146ZM158 76V77H157ZM229 76H232V77H229ZM240 76H238V78L240 79ZM254 76V77H253ZM99 77V78H100ZM112 77V78H111ZM119 77V78H118ZM136 78V81H135V79L133 80V78ZM144 77V78H143ZM175 77V78H174ZM199 77L200 78H203V80L201 79V81L200 80H198V82L199 83H197L196 82V80L197 79H199ZM247 77L248 78H251V79H253L254 81V85L255 86H258V88H256L258 91L255 93V91H256V89L254 90V93H253V91L252 90H248V91H251V92H247V89H246V87L248 88V89H250L251 87H248L249 85V83H251L252 82V80L251 81H247V84L246 85H248V86H244L243 87V85L246 83V81H244V82H242V78H246V80H249V79H247ZM43 78H45V77H43ZM42 77L41 78H39V79H41L42 81L43 80H45V79H43ZM141 78V79H140ZM149 80H148V79ZM177 78V79H176ZM181 78V79H180ZM210 78V79H211ZM237 78V79H238ZM144 79V80H143ZM146 79V80H145ZM159 79V80H158ZM216 79H218L217 81H215L216 83L218 82L219 83V86L221 87H218L217 86V84H215L214 83V80H216ZM47 80H48V78H47ZM47 80H45V81H47ZM60 80V78L58 79V81ZM119 80V81H120ZM124 82H123V81ZM138 80H140V81H138ZM181 80V81H180ZM185 80H183V81H185ZM126 81H128V82H126ZM129 81L131 82V81H134V83L133 82H131V83H129ZM144 81H146V82H144ZM148 81V82H147ZM203 81V82H202ZM231 81H232V83H231ZM256 81V82H255ZM44 82V81H43ZM50 82H51V85H52V87H53V84H54V86L56 87V86H59V84L57 83V81L55 82V81H51L50 80ZM67 82H69V81H67ZM72 81H70V83H71ZM137 84H136V83ZM185 82H187V81H185ZM239 83L237 86H238V88H239V86L241 87H243V88H245L244 89V93H245V91H246V93H249L248 95L250 96H247V94L245 93H243V90H242V88H239V90L237 89V87H236V89H231V87H233V86H235V85H233V83ZM242 82V83H241ZM258 82V83H257ZM53 83V84H52ZM64 83V82H63ZM62 83V84H63ZM147 83V84H146ZM188 83V84H189ZM235 83V84H236ZM240 83L242 84V85H240ZM244 83V84H243ZM56 84V85H55ZM67 84V83H66ZM66 84H65V86H64V84H63V86L61 85L60 87H58V90H60V88L61 87H67V86H72L71 84H73V82L71 83V84H67V86H66ZM129 85V87H131L130 89L131 90H129V88H128V86H126V85ZM136 85V87H135V85ZM139 84V85H138ZM150 84V85H149ZM159 84V85H158ZM164 84H162V86L164 85ZM205 84H206V86H205ZM227 84V85H228ZM50 85V83H49V86H51ZM141 85V86H140ZM149 85V86H148ZM171 85H169V86H171ZM191 85V87L193 88V86ZM252 85V87H254V85L253 84H251ZM250 85V86H251ZM125 86V87H124ZM132 86H134L135 87V90H137V92H141L140 94L138 93H136L135 91H132L133 90V87ZM137 86H138V88H137ZM168 86V87H169ZM200 86H202V87H200ZM224 86H225V88H229L230 87V90L232 91V92H228L227 91V93H226V90L227 89H225L224 88ZM261 86V87H260ZM54 87V88H55ZM151 87H153V88H151ZM157 87V88H156ZM190 87V86H189ZM188 88V89H190V90H192V88ZM200 87V88H199ZM212 87V88H211ZM216 87V88H215ZM51 88V87H50ZM54 88H52V90H57V89H54ZM57 88V87H56ZM65 88H63L62 90H65ZM71 88V87H70ZM69 88V89H70ZM122 88H124V89H122ZM127 88V90H125ZM139 88H140V90H139ZM155 88V89H154ZM255 88V87H254ZM253 88V89H254ZM72 89V88H71ZM70 89V90H71ZM153 89V90H152ZM170 89L172 90L173 89V87L171 86L170 87ZM169 89V90H170ZM185 89V90H184ZM183 90H184V94H185V91H186V89H187V87H185ZM220 89H221V91H220ZM223 89H225V90H223ZM58 90L57 91H55L56 92V95L57 94H59L60 93V91H59V93H57L58 92ZM70 90H68V91H70ZM165 90H166V92H165ZM168 90V91H169ZM229 90V89H228ZM235 90H237V91H235ZM51 91V90H50ZM128 91H130V92H128ZM132 91V92H131ZM144 91V92H143ZM164 91V92H163ZM174 91V89L171 91V93ZM241 91H242V94H240L241 93ZM263 91V92H262ZM54 91H52L51 92V95H52V97H53V93ZM55 92H54V95H55ZM62 92L63 91H61V93H60V95H61V97H63L62 96ZM67 94H69V92H67V89H66V91H65ZM64 92V93H65ZM158 92V93H157ZM187 92H190V91H188L187 90ZM202 92V93H203ZM213 92V93H212ZM225 92V93H224ZM240 92V93H239ZM259 92V93H258ZM103 93H106V94H103ZM135 93V94H134ZM161 94V96H160V94ZM162 93H166L164 96H162L163 94ZM178 93H176L175 92V94H178ZM209 93V92H208ZM221 93V94H220ZM224 93V94H223ZM236 93H237V95H236ZM251 93H252V95H251ZM143 94V95H142ZM155 94H157V96L155 95ZM173 94H174V92H173ZM183 94V93H182ZM190 94H192V92H190ZM254 94H257V96H253ZM260 96H259V95ZM60 95H58V96H55V98L53 97V99H54V101L56 100V98L57 99H59L60 100V98L61 97H59ZM64 95V94H63ZM142 95V96H141ZM206 95L207 96H209L207 93H206ZM225 95H226V97H225ZM227 95H230L229 96V98H227L228 96ZM234 95V96H233ZM239 95V96H238ZM65 97H66V94L64 95ZM69 95H67V97H68ZM125 96H126V98H125ZM216 96V95H215ZM217 96V99H219V98H221V97H218ZM66 97V98H67ZM147 98V99H145V98ZM160 97V98H159ZM214 97V96H213ZM212 97V95H211V98H213ZM238 97V98H237ZM243 97H248V98H243ZM132 98V99H131ZM148 98L149 99H152V103H151V101L149 100L148 101ZM164 98L166 99V100H164ZM175 98V100H173V101H175V102H173V103H176L177 101V99ZM216 98V97H215ZM242 98V99H241ZM63 101H64V97L63 98H61ZM93 99H94V101H93ZM106 99H109V101H108V103H107V105L106 106H104L103 105V103L105 104L107 101H106ZM161 99V100H160ZM195 99H197L196 100V102H195ZM214 99V98H213ZM213 99L211 100L212 102H213ZM58 100V102H56L57 103V105H62V106H65V105H67V102H68V100H66L65 102H60ZM189 102V104L191 105L190 107H189V104L186 102ZM242 100V101H241ZM247 100V101H246ZM248 100L250 101V102H248ZM92 101V102H91ZM98 101V102H97ZM104 101V102H103ZM126 101H128V100H126ZM166 101H169L168 103H166ZM204 101V100H203ZM209 100H207L206 102H208ZM211 101H209V102H211ZM214 101H215V99H214ZM258 101H259V103H258V106H254V108H261V111H259L260 109L258 108V110H257V113H258V111H259V113L257 114H255V112H253L254 114V116L251 114L250 115V118L252 119V118H254V119H256L257 118V120L259 119V118H264V116L262 115V113L261 112H264V111H262V110H264V107L262 108L261 106H262V104L264 103V99H263V101H262V99L260 98V99H258ZM99 102H100V104H99ZM129 102V101H128ZM155 102H157L156 104H155ZM263 102V103H262ZM56 103H54V104H56ZM59 103V104H58ZM65 105H64V104ZM69 103V102H68ZM93 103V104H92ZM158 103H159V105H158ZM187 104L186 106H184V104ZM213 103H215V102H213ZM213 103H204V105H203V103H202V108L203 107H210L209 109L208 108H205L206 110L208 109L209 111L211 110V108H212V114H210L211 112H209V111H207V112H209V113H207V114H205V115H203V121H205V122H209L210 123V121L211 120H207V119H210V118H212L213 120L211 121V125H212V128L214 127V125H213V123L214 122H216L215 123V125H219V124H221V125H225L226 123L227 124H229L228 123V120H226V119H231V118H228L229 116L228 115H225L224 113H223V115H224V117L225 116H228V117H222V113H220V108L219 107H221V106H219V107H217L218 105H217V102H216V104H213ZM251 103H253V104H251L252 106L255 104L254 102H251ZM86 104V103H85ZM90 104H92L93 106V109H92V107L90 106ZM96 104V105H95ZM165 104H167L168 105V107H167V105H165ZM205 104H210V106H205ZM99 105H100V107H99ZM103 105V106H102ZM109 105V107L110 108H108L107 106ZM151 105H154V106H151ZM156 105V106H155ZM158 105V106H157ZM193 105V106H192ZM201 105V104H200ZM215 105H217V106H215ZM255 105H257V104H255ZM259 105H261V106H259ZM79 106V107H78ZM77 107L79 108V109H81L80 108V105H78ZM94 106H96L95 108H94ZM114 108H112V107ZM195 106V107H194ZM212 106V107H211ZM264 106V105H263ZM104 107V108H103ZM107 109H106V108ZM136 107H138V108H136ZM157 108V109H155V108ZM162 107H164V108H162ZM179 107H183V109L185 108L187 111H185L184 112V110H183V113L181 112V109H179ZM186 107H188V108H186ZM217 107V108H219V110L218 109H215V108ZM250 109H249V108ZM98 108H96V109H98ZM160 108H162V109H160ZM170 111V109H172L170 112L168 111L167 112V109ZM223 110L221 111V112H225L226 113V111L225 110H227L226 108H223V107H221ZM95 109V110H96ZM111 109V110H110ZM112 109L114 110V111H112ZM116 109V110H115ZM129 109H132L131 111H129ZM165 109H166V111H165ZM180 111H179V110ZM127 110V111H126ZM133 110H136V111H133ZM189 110V111H188ZM195 110H198V109H195ZM217 110V111H216ZM97 111V110H96ZM122 111V112H121ZM129 111V112H128ZM138 111V112H137ZM161 111V112H160ZM219 111V112H218ZM245 111V110H244ZM247 111V110H246ZM99 112V111H98ZM110 112V113H111ZM127 112V113H126ZM132 112V113H131ZM164 112H165V114L167 113V115H165L164 114ZM176 112V113H175ZM192 112V114H190ZM215 112V113H214ZM217 112V113H216ZM124 113V114H123ZM126 113V114H125ZM160 113L161 114H163V117H162V115H160ZM172 113V114H171ZM175 113V114H174ZM178 113V114H177ZM218 113H220V114H218ZM247 114H248V111L246 112ZM112 114V113H111ZM121 114H123L122 116H121ZM170 114V117H171V115H172V118L170 119V117H168V119L166 120V118H167V116ZM175 116H177V121L175 120V118L176 117H174L173 118V116L174 115ZM177 114V115H176ZM182 114V116H180ZM212 115V116H214L215 117V115L217 114V115H220V117L224 120V122L225 121H227L226 123H224L223 124V120H220L219 121V119H221L219 116L217 117L218 118V120H217V118L215 117V118H213L212 116H210V118H209V116L208 115ZM227 114V113H226ZM246 114V116L247 117H249V114L247 115ZM113 115H114V113H113ZM139 115V116H138ZM188 115H190L191 117L193 116V115H196V117L192 120L191 118H190V116H188ZM260 115H262V116H260ZM116 116H117V114H116ZM130 116V117H129ZM179 116V117H178ZM188 116V119L190 118V120H192V121H190V120H187V117ZM205 116H207L206 118H205V120H204V117ZM244 115H242V117H243ZM160 117V118H159ZM164 118V119H162V118ZM241 117V118H242ZM185 118H186V120H185ZM160 119V120H159ZM162 119V120H161ZM170 119V120H169ZM184 119V120H183ZM214 119H216V121H214ZM132 120V121H131ZM164 120V121H163ZM168 120H169V122H170V126H169V128L167 127L168 125H167V123L169 124V122H168ZM172 120V121H171ZM232 120H233V122H232ZM235 120H238L239 121V119L238 118H236ZM257 120H255V121H257ZM260 120V119H259ZM258 120V121H259ZM263 120L264 119H262V121L260 120V124H262V125H260L259 124V127L260 126H263L264 124V122H263ZM175 121V124L173 123ZM181 121H183V122H181ZM197 121V120H196ZM214 121V122H213ZM238 121H235V123L236 122H238ZM252 121H254L253 119H252ZM254 121V122H255ZM132 122V123H131ZM164 122V123H163ZM172 122V123H171ZM189 122H190V124L192 125V124H194V126L193 127H191V125H189ZM204 122V124H206ZM207 122V124H206V126L209 128V127H211V125L209 124ZM213 122V123H212ZM218 122V123H217ZM220 122V123H219ZM222 122V123H221ZM229 122H230V120H229ZM231 126H232V124L234 123V119H231ZM138 123V124H137ZM163 123V124H162ZM185 123V124H184ZM140 124V125H139ZM141 124H143V125H141ZM162 124V125H161ZM172 124H174V125H172ZM183 124H184V126H183ZM256 124V123H255ZM258 124V123H257ZM163 125H165L164 127H163ZM181 125V126H180ZM220 125V126H221ZM230 125V124H229ZM229 125H225L226 127L228 126V128H229ZM139 128V129H137V127ZM144 126V127H143ZM172 126H173V128H174V131L176 132V131H178V134H177V132H176V134L174 133V132H172L173 131V128H172ZM178 126H180V128H178L177 127V130H176V127ZM222 126V131L219 129L220 127L219 126H215L214 128L216 129V127L218 128V130L217 131H221L219 134H221V135H223V134H225V135H223V136H225V138H226V136L227 137H232V136H234L233 138H235V140L234 141H236L237 140V142L236 143H239V141L241 142V141H244V138L243 137H245L246 139H245V141L247 140V139H249V138H247V137H252L251 135H249V133H247L246 131H240V134H241V132H243L240 136H242V137H239L238 138V136H239V134L237 135L236 133H239V128H237V129H235V130H233V131H235L234 133L230 130V129H228V128H226L225 126L223 127ZM165 128H168V129H165ZM190 129L191 128V130H192V132L189 130L187 133L185 132L187 129ZM196 128H197V126H196ZM195 128V129H196ZM211 128V129H212ZM213 128V129H214ZM226 130H225V129ZM148 131H147V130ZM181 129V130H180ZM224 129V130H223ZM227 129L229 130V131H231L232 132V135H231V132L229 133V131H227ZM150 130H151V132L152 131H154V135H155V133L156 134H158L157 136H155L154 137V135H153V133H151L150 132ZM236 130H238V132L236 131ZM240 130H241V128H240ZM100 132H101V130H99ZM227 132V133H222V132ZM147 132H149V133H147ZM185 132V133H184ZM191 132V133H190ZM196 132V133H195ZM208 132H210V134L208 133ZM144 133H147V135L146 134H144ZM193 133H194V137H193ZM208 133V134H207ZM244 133H247V134H244ZM213 134V135H212ZM227 134V135H226ZM148 135L150 136V138L148 137ZM188 135H189V137H192L191 139H188L189 137H188ZM190 135H192V136H190ZM197 135V136H196ZM209 135V136H208ZM213 137H212V136ZM235 135H237V136H235ZM244 135V136H243ZM152 136V137H151ZM160 136V137H159ZM164 136V135H163ZM178 136V137H177ZM185 136V137H186ZM208 136V137H207ZM210 136H211V138L213 139L214 137H216L214 140H212L211 138H210ZM159 139H158V138ZM219 137V136H218ZM221 137V136H220ZM219 137V138H220ZM153 138V139H152ZM210 138V139H209ZM242 138V139H241ZM260 138H261V140H262V138L264 139V132H263V134H262V136H260ZM150 139V140H149ZM152 139V140H151ZM155 139V140H154ZM163 139V140H162ZM221 139L223 140V138L221 137ZM238 139H241V140H238ZM180 140H182V139H180ZM195 140L197 141L196 143H195ZM199 140V141H198ZM211 142H210V141ZM154 141H157V142H154ZM163 141H165L164 143H163ZM189 141V142H190ZM221 141V140H220ZM233 141V142H234ZM181 142H183V141H181ZM209 142H210V144H209ZM221 143H224L223 141H221ZM184 144V143H183ZM217 144H220V143H217ZM165 147V148H164ZM164 150H163V149ZM179 158L181 157V156H178ZM151 159L150 160H152V163L153 164H156V163H158L159 164V166H160V163H161V160H159V159H157V158H153V157H150ZM181 159H183V158H181ZM180 159V160H181ZM155 160H158V161H156V162H154ZM182 161V160H181ZM214 161V160H213ZM212 160H210V162H208L207 164L209 165V166H207V164H206V166H207V168H211V167H213V168H209L208 170H207V168H206V166H203L204 167V169H203V167L201 168L202 170H204V171H206V172H208L209 173V175L211 174V171H215L216 170V172L218 173H222L221 171H223L222 170V168L220 169L218 166H217V163L214 161L213 162ZM183 162V161H182ZM213 163H216L215 165L218 167V169H216L217 167L215 166V165H213ZM158 164H156V165H158ZM162 164H164V163H161V166H163ZM184 165H187V162H184L183 163ZM211 164H212V166H211ZM164 166H166L165 164H164ZM163 166V167H164ZM211 170V171H210ZM203 171V172H204ZM205 172V174H208V173H206ZM220 175H222V174H220ZM261 190H263V189H261ZM258 191V192H260V193H262V191ZM264 191V190H263ZM262 195H264V193L262 194ZM261 198H263L264 199V196H261ZM192 262V264L193 263H195V261L194 260H192L191 261Z\"/></svg>", "mask_w": 264, "mask_h": 264}]
</instances>
